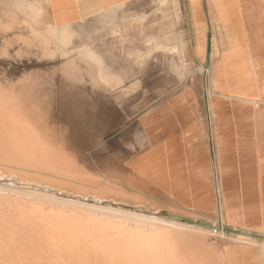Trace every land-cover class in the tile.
Returning a JSON list of instances; mask_svg holds the SVG:
<instances>
[{
  "label": "crops",
  "instance_id": "obj_1",
  "mask_svg": "<svg viewBox=\"0 0 264 264\" xmlns=\"http://www.w3.org/2000/svg\"><path fill=\"white\" fill-rule=\"evenodd\" d=\"M28 1L41 3L49 24L71 28L78 47L94 53L95 61L76 62L78 72L69 79H94V94L109 96L117 87L96 86L97 79L122 80L128 89V80L149 78L143 62L135 65L117 51L124 46L108 34L114 13L143 11L140 5L149 0ZM179 2L187 20L190 78L205 83L179 89L146 110L130 132L138 135L125 141L142 144L141 150L110 173L126 174L131 192L151 210L202 216L218 221L227 234L250 237L252 243L222 246L223 264H264V0ZM137 162H145L141 171L133 169Z\"/></svg>",
  "mask_w": 264,
  "mask_h": 264
},
{
  "label": "rangeland",
  "instance_id": "obj_2",
  "mask_svg": "<svg viewBox=\"0 0 264 264\" xmlns=\"http://www.w3.org/2000/svg\"><path fill=\"white\" fill-rule=\"evenodd\" d=\"M139 8L144 9L135 10L131 15L114 13L109 21L111 26L108 34L116 41L115 45L127 46V49L123 47L117 51L126 52L133 58L135 65L143 62L145 75L149 78L128 80V89L121 87L122 80L99 78L95 82L96 86L103 84L110 87L111 83L117 87L113 89V94L101 96L94 94V79H69L70 73L78 72L76 62L79 59L94 61L89 57L87 48L78 47L76 32L69 27L55 26L56 38L49 41L42 35L45 24H51L44 16L41 3L0 0V98L13 100L5 107L17 108V112L24 115L46 143L57 150L56 154L71 160L81 175L71 177L75 180L82 182L88 179L103 183V177H106L117 182L124 181L126 174L119 176L110 171L114 167L121 169L125 161L141 150L142 144L125 142L138 135L137 132H130L135 130L141 115L179 89L195 86L199 82L205 83L190 78L188 27L179 0H149L148 4L140 5ZM37 11L43 15V19L39 17L40 21L34 22V12ZM62 36H69L72 40L66 46L59 47ZM58 49L64 51L61 53ZM97 76L100 77V74ZM124 106L127 110H120ZM95 107L99 110H93ZM205 112V122L208 123ZM138 137L136 139H140ZM208 138V149L215 164L216 144L211 134ZM144 165L145 162H137L133 166L141 168ZM31 169L48 175L41 177L30 173V179L54 186L55 192L59 194L56 189L83 195H92L97 191L53 178L51 175L62 178H66V175L51 168L41 166L36 169V166H32ZM7 176L0 172L1 185H9L5 181L7 179L12 180L10 183L14 188L21 187L17 176ZM16 180L18 183H15ZM47 190L51 192V189ZM14 193L0 190V264H62L56 259L55 245L46 239L44 224L29 209L30 201H19L14 198L17 194ZM127 200L131 211H136L141 205L133 199ZM147 210L158 212L155 208ZM170 214L222 227L218 221L213 222L204 217L187 213ZM187 230L182 232L204 243L203 247L198 243L192 245L193 250L204 252L210 246V250L214 247L219 251L225 244L235 243V233L230 235L224 232L219 237L196 229ZM217 245L221 246L220 249L215 247ZM217 250L214 249L215 252ZM218 251L213 264H222L223 252L222 249L219 251L221 254Z\"/></svg>",
  "mask_w": 264,
  "mask_h": 264
},
{
  "label": "bare ground",
  "instance_id": "obj_3",
  "mask_svg": "<svg viewBox=\"0 0 264 264\" xmlns=\"http://www.w3.org/2000/svg\"><path fill=\"white\" fill-rule=\"evenodd\" d=\"M38 12H34V22H39V17L43 19V15ZM45 25L46 29H43L42 35L53 41L56 38V27ZM70 40L72 39L69 36H62L58 46L64 47ZM59 50L58 52H61ZM93 54L89 55L92 57ZM10 103H13V100L0 98V172L9 177L17 176L21 187L14 188L10 183L12 180L5 179L9 185L0 184V190L14 191L17 193L14 198L19 201L26 199L30 201L27 202L30 204L29 209L44 224L46 239L55 245L58 262L62 264H213L218 250L214 247L210 250V246L204 252L200 249L193 250L192 245L198 243L200 247L204 246L203 241L186 235L182 230L196 229L202 233L208 232L218 236L223 235L221 233L224 232L223 230H217L215 224L213 229H208L198 224L190 225L188 222L185 224L175 221L170 218V211L161 212L162 214H159L160 211L149 212L144 205H138L136 211H131L127 199L143 204V197L131 192L132 180L128 176L120 182L103 177V183L97 181L95 183L94 180L88 179L81 182L71 178L81 176L71 160L56 154L57 150L46 143L24 115L17 112V108L5 107ZM32 166H36V169L43 166L59 171L66 175V178L51 176L76 185L88 186L97 191L91 193L92 195H83L56 189L61 193L59 194L55 192L54 186L50 187V184L47 186L29 178L30 173L41 177L48 175L45 172L32 170ZM141 169L142 167L134 168L137 171ZM15 183L18 181L16 180ZM47 189H51V192ZM63 193L72 195H62ZM43 199L47 202L45 203ZM237 235L241 237L236 236L235 243L237 240L252 242L244 233ZM215 247L220 249L221 246ZM214 249L217 251L215 252ZM219 251L221 252V249Z\"/></svg>",
  "mask_w": 264,
  "mask_h": 264
},
{
  "label": "water",
  "instance_id": "obj_4",
  "mask_svg": "<svg viewBox=\"0 0 264 264\" xmlns=\"http://www.w3.org/2000/svg\"><path fill=\"white\" fill-rule=\"evenodd\" d=\"M161 212H164V211H160L159 214H162ZM169 214H170V212H169ZM170 218L173 219V220H177V221H185L186 223L188 222V223H192V224H196V225L198 224V225L203 226V227L208 228V229H213L214 228L212 224L204 222V221H191V220L186 219V218L172 216L171 214H170ZM216 229L220 230V231L223 230L224 232H229V230H227V229H225L223 227H216ZM230 232H233L235 234H241V233H238L237 231H230Z\"/></svg>",
  "mask_w": 264,
  "mask_h": 264
}]
</instances>
